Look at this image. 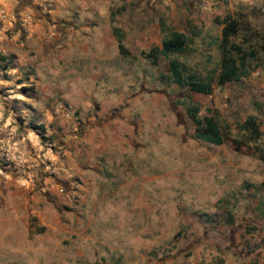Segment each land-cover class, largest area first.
Returning <instances> with one entry per match:
<instances>
[{
    "label": "rangeland",
    "instance_id": "rangeland-1",
    "mask_svg": "<svg viewBox=\"0 0 264 264\" xmlns=\"http://www.w3.org/2000/svg\"><path fill=\"white\" fill-rule=\"evenodd\" d=\"M40 1L0 0V221L29 223L0 264H264V160L196 139L186 112L196 105L262 148L240 126L253 117L264 131V84L248 76L203 95L168 72L177 60L215 76L216 22L242 14L262 32L264 0H111L98 16L130 61L103 56L94 68L64 67L27 30L59 27ZM171 30L186 33V52L148 57ZM252 73L264 74V52Z\"/></svg>",
    "mask_w": 264,
    "mask_h": 264
},
{
    "label": "trees",
    "instance_id": "trees-1",
    "mask_svg": "<svg viewBox=\"0 0 264 264\" xmlns=\"http://www.w3.org/2000/svg\"><path fill=\"white\" fill-rule=\"evenodd\" d=\"M216 23L223 25L217 43V50L220 54L218 73L201 80L196 74L187 73L185 66L179 61L170 60L168 72L172 82L178 87L187 88L193 93L210 95L213 91V84L223 86L227 83L238 82L246 77L252 71V62L257 63L258 54L264 52V31L260 32L253 28L242 14L237 17L227 16ZM252 41L255 42L252 43ZM258 41L263 43L260 45ZM187 45L188 38L186 35L171 30L161 41V50L153 48L148 57L155 56L158 52L165 55L183 54L186 52ZM119 49L123 50L120 45ZM186 112L194 126L196 139L213 145L229 142L235 151L256 154L260 157L259 159L264 160V131L260 132L253 117L248 118L240 127L254 139L262 137V148H258L259 146L252 148L244 141L229 138L228 134L221 130L213 116L200 117L199 108L196 105H189ZM40 129L42 130L43 127L40 126Z\"/></svg>",
    "mask_w": 264,
    "mask_h": 264
},
{
    "label": "crops",
    "instance_id": "crops-1",
    "mask_svg": "<svg viewBox=\"0 0 264 264\" xmlns=\"http://www.w3.org/2000/svg\"><path fill=\"white\" fill-rule=\"evenodd\" d=\"M110 1L111 0L40 1L42 4H44V10L47 13L45 15H48V17L52 21L56 20V22L59 24V27L58 29H55L54 26L53 27L47 26L38 29L33 26H28L27 30L33 31L35 29L34 31L39 32L38 36L44 37V40L46 39V42L47 41L51 42L52 45L51 46L49 45L50 51L53 50L54 46L56 45L57 51H59L58 59L61 62H63L64 67L69 68L75 65L81 68L85 66L94 68L96 66H100V63L104 62L102 61V59L104 58L103 56H112L113 59L119 60L120 64H127L126 66H128L129 63L128 61H130L129 55L124 57L119 54L118 48L119 45L122 46V44H119V42L117 44L113 41L112 31L114 30V27L110 26L107 13L102 14L103 12L102 11L100 12L103 15L102 18L105 19L104 22H101L98 16L99 13L98 11L103 10L110 3ZM79 18L81 19V23L79 22V24L77 25L78 22H76L77 21L76 19ZM66 24L68 26H66ZM220 26L221 28L219 31V36L217 38V41L220 38L223 25ZM79 30H83V31L79 32ZM174 31L186 35L184 31H178V30H174ZM104 33L106 36L107 33H109V37H108L109 43H105L102 41L103 40L102 36ZM92 36L94 37L96 36L95 39L97 40V46L96 45L94 46V44L93 46H91L90 44L87 43V40L91 39ZM55 39L57 44L55 43ZM77 39H80L81 41L79 42L77 41ZM153 48H158L159 50H161V43L158 47H153ZM102 49L106 51L104 55L99 54ZM129 51L131 50L128 49V52ZM80 60L84 62L82 63L80 62ZM259 74L249 73L246 77L243 78L246 79L249 76L248 78L249 82L253 84V86L258 90V88L260 89V87H262L264 84V74H260V75ZM77 98L76 100H74V103L72 102V104L75 106H77L79 103L77 101ZM81 99L84 98L81 97ZM112 101L113 102H110V108L119 105L118 102H116V100H112ZM102 110L103 109H101V111ZM117 127L120 128L121 125H117ZM116 141L117 142L115 145L117 146L122 145L123 142L122 137L117 138ZM16 215L14 217L3 218V220L0 221V231H1L0 244L2 243V239L5 238L6 241L2 246H0L1 248L5 249V251H2L3 253L0 252L1 253L0 255L10 256L16 253V248L18 247L17 246L18 235L17 234L13 235L15 230L17 231L21 230V232L24 233L23 235L25 236V240H28L29 223L28 221H19V216Z\"/></svg>",
    "mask_w": 264,
    "mask_h": 264
}]
</instances>
